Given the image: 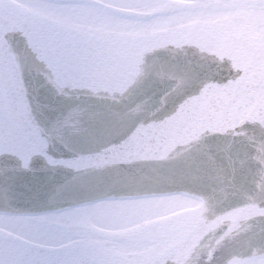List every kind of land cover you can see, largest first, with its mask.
I'll list each match as a JSON object with an SVG mask.
<instances>
[{"label":"water","instance_id":"1","mask_svg":"<svg viewBox=\"0 0 264 264\" xmlns=\"http://www.w3.org/2000/svg\"><path fill=\"white\" fill-rule=\"evenodd\" d=\"M183 8L233 10L243 22L193 24L122 49L0 0V216L164 197L198 204L108 238L88 233V208L72 209L63 220L73 229L60 227L72 240L57 247L0 229V264L264 258V0ZM128 243L150 247L120 253Z\"/></svg>","mask_w":264,"mask_h":264},{"label":"flooded vegetation","instance_id":"2","mask_svg":"<svg viewBox=\"0 0 264 264\" xmlns=\"http://www.w3.org/2000/svg\"><path fill=\"white\" fill-rule=\"evenodd\" d=\"M16 4L18 8L46 21L62 26L68 30L74 31L85 38L104 43L122 49H136L147 46L156 36L164 32H169L179 28L187 27L193 24H207L212 22H221L226 19H233L243 22L237 17L233 10L223 9H185L177 10L185 5H192L194 0H53V1H70V2H44L42 0H8ZM84 1V2H74ZM109 9L124 12L136 16L135 18H126L111 12ZM160 13H163L161 15ZM256 25L258 21L248 23ZM177 197L152 198V199H135L132 201H167L176 200ZM182 200V199H181ZM184 202V200H182ZM110 202V201H107ZM122 202V201H118ZM106 203V202H104ZM116 203V202H114ZM98 204V203H96ZM94 205V204H93ZM91 206V205H90ZM87 207L76 208L82 211ZM189 203L173 211L169 216L182 211L189 210ZM160 209V207L158 208ZM71 210L58 213L65 215ZM57 215V214H52ZM167 216L166 218H168ZM137 225V222H126L125 229L117 231L118 235L141 232L150 228L160 221ZM142 219V218H141ZM65 220V219H64ZM66 223V222H65ZM68 229V224L65 225ZM88 232V229H82ZM63 235L65 242L72 240ZM100 236L106 234L98 231H89ZM115 243H108L107 246L114 247ZM126 244V249L120 253L133 255L146 251L150 246L141 247L133 244ZM128 245V246H127Z\"/></svg>","mask_w":264,"mask_h":264},{"label":"rangeland","instance_id":"3","mask_svg":"<svg viewBox=\"0 0 264 264\" xmlns=\"http://www.w3.org/2000/svg\"><path fill=\"white\" fill-rule=\"evenodd\" d=\"M185 205L167 204L164 201L154 200L132 201L88 208L87 214H81V216L87 228L102 233H117L126 228L123 225H126L128 221L135 223L139 220L137 225L142 224L143 221H145L143 224L154 222L166 218L173 211ZM45 216L30 220L0 217V229L43 246H58L65 242L63 235L57 230V226L65 225L63 215ZM237 264H264V258Z\"/></svg>","mask_w":264,"mask_h":264},{"label":"bare ground","instance_id":"4","mask_svg":"<svg viewBox=\"0 0 264 264\" xmlns=\"http://www.w3.org/2000/svg\"><path fill=\"white\" fill-rule=\"evenodd\" d=\"M10 3H12L11 1H9ZM14 4V3H13ZM17 6V5H16ZM161 199V198H160ZM198 206V204L196 203V204H189V207H191L190 209H195L196 207ZM65 211H67V210H65ZM63 212V211H62ZM58 213H60V212H58ZM58 213H52V214H57L58 215ZM52 214H46V215H51L52 216ZM41 216H45V215H38V216H33V217H21V219H28V220H30V219H32V218H35V219H39L38 217H41ZM56 216V215H55ZM54 216V217H55ZM0 217H2V216H0ZM46 217V216H45ZM44 217V218H45ZM5 218H12V217H5ZM167 220V218L166 219H164V220H162V221H160V224L161 223H163V222H165ZM60 227H65V225H62V226H57V230L59 231V232H62V230H61V228ZM148 228H146L145 230H147ZM63 233V232H62ZM143 233H148V232H146V231H144ZM132 234H140V232H136V233H130V234H124V235H132ZM124 235H118V234H106V236H101V238H108V237H115V236H124ZM18 237V236H17ZM21 238V237H20ZM66 243H68V242H66ZM66 243H61V244H58V246H62V245H64V244H66Z\"/></svg>","mask_w":264,"mask_h":264}]
</instances>
